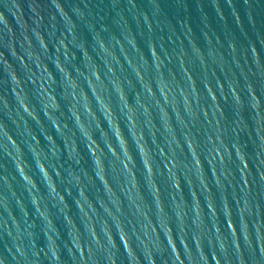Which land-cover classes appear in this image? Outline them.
<instances>
[{
	"label": "water",
	"instance_id": "obj_1",
	"mask_svg": "<svg viewBox=\"0 0 264 264\" xmlns=\"http://www.w3.org/2000/svg\"><path fill=\"white\" fill-rule=\"evenodd\" d=\"M0 264H264V0H0Z\"/></svg>",
	"mask_w": 264,
	"mask_h": 264
}]
</instances>
